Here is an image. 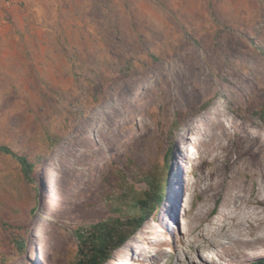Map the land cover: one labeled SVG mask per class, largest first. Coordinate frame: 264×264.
<instances>
[{
    "label": "rangeland",
    "instance_id": "rangeland-1",
    "mask_svg": "<svg viewBox=\"0 0 264 264\" xmlns=\"http://www.w3.org/2000/svg\"><path fill=\"white\" fill-rule=\"evenodd\" d=\"M20 7L8 28L17 38L0 53V146L28 155L35 172L24 176L0 152V218L16 227L8 235L0 226L7 264H75V232L123 222L129 200L155 183L165 186L159 205L106 264L129 255L136 262L142 250L155 264H179L190 249L184 241L216 227L223 212L242 224L244 215L255 217L249 204L234 209L233 190L212 201L199 192L262 158L264 0H33ZM168 159L182 186L172 232L164 222ZM258 185L262 211L264 180ZM158 234L169 243L155 254L143 239L157 243ZM25 236L18 254L15 242ZM254 238L257 247L244 252L222 238L220 257L214 248L191 254L251 264L264 258V241Z\"/></svg>",
    "mask_w": 264,
    "mask_h": 264
},
{
    "label": "bare ground",
    "instance_id": "bare-ground-1",
    "mask_svg": "<svg viewBox=\"0 0 264 264\" xmlns=\"http://www.w3.org/2000/svg\"><path fill=\"white\" fill-rule=\"evenodd\" d=\"M259 149L262 150L261 151L262 158L258 161L255 167H250L247 164L242 163L241 166H237L234 169L231 175V180L227 184H225L224 182L218 183V181H215L214 183L202 188L201 192H199L200 195L207 196L208 201H212L218 198L219 196H221L222 192L225 189L230 191L233 190L235 192V194H233L232 196L234 201V209L241 210L243 212L244 210L253 209L252 214L255 215V217H252L253 219L251 218L248 219V216L246 217L245 215H244L245 219L243 218V221L245 220L244 222L248 224L247 229H244L245 225L243 226V224L245 223L242 224V222L241 223L238 222L239 220L237 221V215L233 214L231 211L223 212L222 217L216 220V222H214V224L217 225L216 227L214 228L209 227L204 230H201L194 237H192L191 240L184 241L186 245L188 244V248L190 249L186 254L185 262L180 260L179 264H216L217 262L215 261L214 258H213L214 260H211L207 257L205 259V256L201 257V255L199 256V254L197 255V257H194L191 253L192 251H197L201 248L203 249L214 248L216 250V256L220 257V254L222 255V253L219 251L217 247L223 248V246L219 244L222 238H229L232 245L237 246L238 249L240 251L243 250V252L253 249L254 247H257L256 245H254L255 243H250V242H254L255 240L254 237H256V240L258 241H264V234L262 235L258 234L259 233L258 230H260V228L264 225V209L260 211L259 208L256 207L262 202L259 200L257 185H258V180L260 178L264 180V144L259 145ZM186 157L190 159L192 158L191 155H186ZM186 157L184 156V158ZM242 175L244 176L242 177ZM190 186H191L190 192L193 191L194 195L197 196L198 194L197 185L191 184ZM246 204L251 205L250 206L251 209H249V206H246ZM172 209L174 210V212L177 210L176 203L174 205V208ZM198 214H199V220H201L204 214L203 213H198ZM233 234L236 236H233ZM158 235H159L158 237L161 236V239H159L157 243H153V241L151 242L152 237H145L143 239L144 244L146 245L149 244L150 248H154L153 252L155 254L158 253L156 246H161V245L167 246L169 243L165 238L162 237V235L160 234ZM247 243L249 244L247 245ZM232 245H230V247ZM135 249L136 248L134 246V248L133 247L131 248V251L133 252L135 251ZM147 249L149 248L147 247ZM128 254H126V256H128ZM131 256L132 255H129L127 261L124 260L120 264H138L136 262H139L140 264H149V263L155 264L152 262V259L155 258V255H153V253L151 254V251H147V250L140 251V254L138 255L139 259H137L138 261L136 262L135 259H133V256L132 257ZM156 260H157V256H156Z\"/></svg>",
    "mask_w": 264,
    "mask_h": 264
},
{
    "label": "trees",
    "instance_id": "trees-1",
    "mask_svg": "<svg viewBox=\"0 0 264 264\" xmlns=\"http://www.w3.org/2000/svg\"><path fill=\"white\" fill-rule=\"evenodd\" d=\"M178 116L179 119H182L184 114H178ZM181 123L182 121H177V129ZM0 152L17 161L24 176L29 177L35 172V164L29 160L28 155L20 154L6 145L0 146ZM165 170L171 172L169 159ZM164 189V184L155 183L152 185V191L136 192V196L129 200L131 209L123 222L120 219L111 218L90 227L79 228L75 232L79 242L78 257L75 264H106L110 261L113 252L121 248L149 219L150 213L157 208L163 198ZM0 226L2 231L8 235L16 228L14 224L3 218H0ZM26 238L27 236L22 237L20 241L15 242L18 254L24 253ZM8 262L7 254L0 255V264H7ZM251 264H264V258L257 259Z\"/></svg>",
    "mask_w": 264,
    "mask_h": 264
},
{
    "label": "crops",
    "instance_id": "crops-1",
    "mask_svg": "<svg viewBox=\"0 0 264 264\" xmlns=\"http://www.w3.org/2000/svg\"><path fill=\"white\" fill-rule=\"evenodd\" d=\"M20 10H21L20 6H15L10 12H7V13L5 11L0 12V23H1L0 25V53L7 54L8 51L5 50V48H8L7 44L9 40H12L14 37L17 38V34H15L14 32H12V30H9V29L14 26V23L16 19L18 18V14ZM2 50L5 52H3Z\"/></svg>",
    "mask_w": 264,
    "mask_h": 264
},
{
    "label": "clouds",
    "instance_id": "clouds-1",
    "mask_svg": "<svg viewBox=\"0 0 264 264\" xmlns=\"http://www.w3.org/2000/svg\"><path fill=\"white\" fill-rule=\"evenodd\" d=\"M191 154V153H189ZM192 155V154H191ZM181 165V164H180ZM182 171L185 173V174H188L190 171V169H185V167L183 168L182 166ZM181 176V175H180ZM179 176V174L175 175V172H174V169L172 168L171 166V174H170V184H169V191L172 192V195L169 197V202L166 203V213L165 214V217H164V222L166 224V227L168 228V230L170 232H172V229L175 228V225L174 223H172V221L174 220H171L170 219V216H171V211H172V206L175 202V198H177V196L180 194L181 192V189H182V186H181V177ZM177 177V178H176ZM179 178H180V181H179ZM177 188V191L178 189L180 190L179 192H176L175 189ZM174 201V202H173ZM149 220V219H148ZM147 220V221H148ZM146 221V222H147ZM145 222V223H146ZM140 231V230H139ZM120 249V248H119ZM118 250V249H117ZM114 253V252H113ZM112 260V258L110 259Z\"/></svg>",
    "mask_w": 264,
    "mask_h": 264
},
{
    "label": "built area",
    "instance_id": "built-area-1",
    "mask_svg": "<svg viewBox=\"0 0 264 264\" xmlns=\"http://www.w3.org/2000/svg\"><path fill=\"white\" fill-rule=\"evenodd\" d=\"M33 0H0V12H10L15 6H23ZM1 25V23H0Z\"/></svg>",
    "mask_w": 264,
    "mask_h": 264
}]
</instances>
